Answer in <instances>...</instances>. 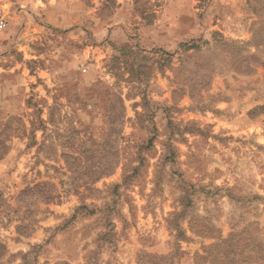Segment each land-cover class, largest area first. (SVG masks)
Instances as JSON below:
<instances>
[{"label":"rangeland","instance_id":"obj_1","mask_svg":"<svg viewBox=\"0 0 264 264\" xmlns=\"http://www.w3.org/2000/svg\"><path fill=\"white\" fill-rule=\"evenodd\" d=\"M0 11V264H264V0Z\"/></svg>","mask_w":264,"mask_h":264},{"label":"built area","instance_id":"obj_2","mask_svg":"<svg viewBox=\"0 0 264 264\" xmlns=\"http://www.w3.org/2000/svg\"><path fill=\"white\" fill-rule=\"evenodd\" d=\"M6 26H7L6 20L3 16V13L0 11V30L5 29Z\"/></svg>","mask_w":264,"mask_h":264}]
</instances>
